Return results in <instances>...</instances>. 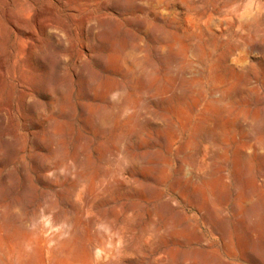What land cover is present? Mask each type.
Wrapping results in <instances>:
<instances>
[{
  "label": "rangeland",
  "instance_id": "374dc122",
  "mask_svg": "<svg viewBox=\"0 0 264 264\" xmlns=\"http://www.w3.org/2000/svg\"><path fill=\"white\" fill-rule=\"evenodd\" d=\"M0 264H264V0H0Z\"/></svg>",
  "mask_w": 264,
  "mask_h": 264
}]
</instances>
